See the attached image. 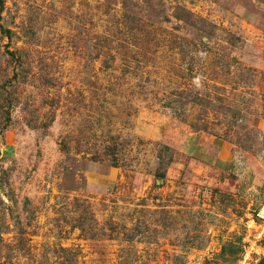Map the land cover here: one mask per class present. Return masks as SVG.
Masks as SVG:
<instances>
[{
  "label": "rangeland",
  "instance_id": "1",
  "mask_svg": "<svg viewBox=\"0 0 264 264\" xmlns=\"http://www.w3.org/2000/svg\"><path fill=\"white\" fill-rule=\"evenodd\" d=\"M263 257L264 0H0V264Z\"/></svg>",
  "mask_w": 264,
  "mask_h": 264
},
{
  "label": "crops",
  "instance_id": "2",
  "mask_svg": "<svg viewBox=\"0 0 264 264\" xmlns=\"http://www.w3.org/2000/svg\"><path fill=\"white\" fill-rule=\"evenodd\" d=\"M210 142H206L205 140L201 139V140H197L196 145L193 146V144H188L189 146H193L195 147V150L200 151V155L199 156H205V158H207L211 163L213 164H220V163H227L230 161H226V157L225 154L227 153V149H224V147L222 146V149H220L222 152L220 153V156L217 154V157L214 156V144H219V141L215 140V141H211ZM219 150V151H220ZM216 159H222L223 161H216Z\"/></svg>",
  "mask_w": 264,
  "mask_h": 264
},
{
  "label": "trees",
  "instance_id": "3",
  "mask_svg": "<svg viewBox=\"0 0 264 264\" xmlns=\"http://www.w3.org/2000/svg\"><path fill=\"white\" fill-rule=\"evenodd\" d=\"M259 264H264V257H263V259L260 261Z\"/></svg>",
  "mask_w": 264,
  "mask_h": 264
}]
</instances>
